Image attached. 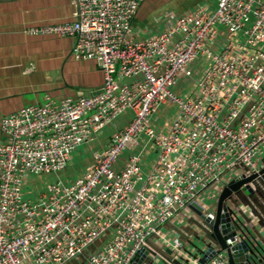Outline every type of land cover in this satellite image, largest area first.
Wrapping results in <instances>:
<instances>
[{"label": "built area", "instance_id": "1", "mask_svg": "<svg viewBox=\"0 0 264 264\" xmlns=\"http://www.w3.org/2000/svg\"><path fill=\"white\" fill-rule=\"evenodd\" d=\"M144 1L76 0L74 21L25 30L74 37V58L95 60L104 81L2 118L0 264H70L93 246L80 264H134L143 250L153 264H229L190 205L207 217L230 181L264 168V0H205L135 30ZM172 105L164 129L154 117ZM80 147L93 154L82 176L36 185Z\"/></svg>", "mask_w": 264, "mask_h": 264}, {"label": "crops", "instance_id": "2", "mask_svg": "<svg viewBox=\"0 0 264 264\" xmlns=\"http://www.w3.org/2000/svg\"><path fill=\"white\" fill-rule=\"evenodd\" d=\"M204 1L145 0L132 27L155 26V18L162 12L180 14ZM76 11V0H0V124L4 116L43 103L47 95L77 97L102 86L104 76L98 63L74 58V37L25 32L30 26L70 23ZM259 200L261 203L253 201L252 208L258 215L246 222L264 240V199Z\"/></svg>", "mask_w": 264, "mask_h": 264}, {"label": "water", "instance_id": "3", "mask_svg": "<svg viewBox=\"0 0 264 264\" xmlns=\"http://www.w3.org/2000/svg\"><path fill=\"white\" fill-rule=\"evenodd\" d=\"M243 197L264 199V168L259 173L250 176L242 174L230 181L223 188L214 213H210L209 216L206 217L202 213V207L197 204L192 203L190 206L209 225L210 239L219 250L226 251L229 264H264V240L258 238L255 231L249 228L241 212L235 213L231 206V202L239 206L240 198ZM95 249L96 246L90 247L81 256L80 261H73L70 264H80L86 259L88 252H93ZM148 254L147 250L137 253L134 264H144L146 261L148 264H153L156 259L149 258ZM168 254L171 255L172 250H168ZM214 254L216 247L210 243L201 262L205 263ZM159 260L163 264H181L178 260L172 263L160 258Z\"/></svg>", "mask_w": 264, "mask_h": 264}, {"label": "rangeland", "instance_id": "4", "mask_svg": "<svg viewBox=\"0 0 264 264\" xmlns=\"http://www.w3.org/2000/svg\"><path fill=\"white\" fill-rule=\"evenodd\" d=\"M201 66H202L201 64L200 65L198 64L199 70H200ZM186 84H187V82L181 81L176 87H174V89H176L177 91L184 90V86ZM181 96L184 97L183 94H181ZM177 112H178V107L176 105H172L169 107L164 106L161 108L159 113L154 117V121H156L160 127L167 129L168 125L171 122H173V120L175 119ZM116 128L117 127L111 125L109 130L104 132L103 135L110 134L112 131H115ZM84 148H86V147H80L78 149V151L76 153H74L73 160L70 163L68 170H65V171H62L59 173H53L51 175L39 176L38 178H36V185L40 186L41 188H45L46 183H53V182L58 181L60 179L64 180L65 182H67L68 180L71 182V181H75L77 178L82 176L84 174V172L86 171L87 167L90 165V162L93 160V154L92 153L91 154L85 153ZM151 148H152V150H154L153 146H151ZM126 155L127 154H125V156ZM155 158H156V153H154L151 150L146 151L145 156H144V162L142 164L144 174H147L151 170L153 163L155 161ZM222 187H223V184L218 183L216 185L217 192ZM257 199H258V197L257 198H249V197L240 198L239 206L241 209L239 211L241 212L243 217H245L246 221L249 219V217L256 216L257 212L255 211V209H253V211L251 212V215L249 214V212L251 210V209H249V207L253 208V206L255 205L254 202ZM259 201L260 200L258 199V201H256V202L261 203ZM249 204H251V206ZM247 210L249 212H247ZM262 211L264 212V207H262ZM257 215H258V213H257ZM115 235H116V230L112 229L109 237L114 238Z\"/></svg>", "mask_w": 264, "mask_h": 264}]
</instances>
